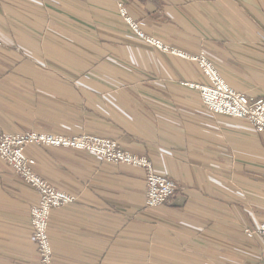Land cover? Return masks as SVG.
Wrapping results in <instances>:
<instances>
[{
	"label": "crops",
	"instance_id": "0c3cea01",
	"mask_svg": "<svg viewBox=\"0 0 264 264\" xmlns=\"http://www.w3.org/2000/svg\"><path fill=\"white\" fill-rule=\"evenodd\" d=\"M112 0H0V127L94 133L177 183L146 205L141 168L86 150L30 146L36 171L77 196L54 208L53 264H264V133L210 112L194 61L136 37ZM144 30L206 50L238 91L264 97V0H127ZM38 192L0 159V264H41Z\"/></svg>",
	"mask_w": 264,
	"mask_h": 264
},
{
	"label": "built area",
	"instance_id": "2783aa9c",
	"mask_svg": "<svg viewBox=\"0 0 264 264\" xmlns=\"http://www.w3.org/2000/svg\"><path fill=\"white\" fill-rule=\"evenodd\" d=\"M117 7L132 32L141 40L157 49L198 64L206 81L186 84L200 93L203 104L210 112L247 120L256 131L264 132V97H255L238 91L228 83L205 51L192 55L171 47L161 38L147 34L141 23L128 13L124 4L118 3ZM30 146L86 150L107 163L143 169L146 175L148 207L169 203L177 191V183L168 176L156 172L150 158L124 150L120 142L113 137L93 133L76 135L39 131L10 133L0 127V159L13 168L39 195V200L31 207V225L41 264H53L54 251L49 233L52 210L72 206L78 199L76 195L58 188L36 171L37 162L27 152ZM245 233L249 237L264 238V221L259 223L256 229L246 228Z\"/></svg>",
	"mask_w": 264,
	"mask_h": 264
},
{
	"label": "rangeland",
	"instance_id": "374dc122",
	"mask_svg": "<svg viewBox=\"0 0 264 264\" xmlns=\"http://www.w3.org/2000/svg\"><path fill=\"white\" fill-rule=\"evenodd\" d=\"M112 2H113V8L116 10V12H117V14H118V16H119V18L123 21V23L125 24V25H127V26H129L128 24H127V22L123 19V17L120 15V13H119V11H118V7H117V4L118 3H122V4H124V6L127 8V10H128V13L130 14V12H129V9H128V7H127V0H112ZM131 15V14H130ZM132 16V15H131ZM133 17V16H132ZM133 19L134 20H136L134 17H133ZM136 21H138V20H136ZM138 22H140V21H138ZM141 23V22H140ZM141 25H142V23H141ZM130 27V26H129ZM142 28H143V26H142ZM131 29V28H130ZM144 29V28H143ZM132 31V30H131ZM146 31V30H145ZM133 33V32H132ZM146 33L147 34H149V35H153V34H150V33H148L147 31H146ZM134 34V33H133ZM135 35V34H134ZM136 37H138L137 35H135ZM153 36H156V35H153ZM156 37H159V36H156ZM139 38V37H138ZM159 38H161V37H159ZM140 39V38H139ZM162 39V38H161ZM141 40V39H140ZM163 41H164V39H162ZM143 41V40H142ZM144 42V41H143ZM165 42V41H164ZM146 43V42H145ZM166 44H168L167 42H165ZM149 45V44H148ZM168 45H170V44H168ZM171 46V45H170ZM171 47H173V46H171ZM174 48H177V47H174ZM178 49H180V48H178ZM160 50V49H159ZM180 50H183V49H180ZM162 51V50H161ZM183 51H185V50H183ZM201 51H205L207 54H208V52L206 51V50H200L197 54H199ZM164 52H166V51H164ZM185 52H187V51H185ZM169 53V52H168ZM187 53H189V52H187ZM189 54H191V53H189ZM192 55H196V54H192ZM208 56H209V54H208ZM183 58V57H182ZM210 58V57H209ZM186 59V58H185ZM211 59V58H210ZM190 61H192V60H190ZM216 65V64H215ZM217 66V65H216ZM218 68V67H217ZM220 71V70H219ZM221 72V71H220ZM221 74L224 76V74L221 72ZM225 77V76H224ZM256 130V129H255ZM26 132H32V131H26ZM258 132V131H257ZM49 133H52V132H49ZM260 133H262V132H260ZM264 133V132H263ZM56 134H60V133H56ZM82 134V133H81ZM94 134V133H93ZM74 135H76V134H74ZM102 136V135H101ZM110 137V136H109ZM116 139V138H115ZM38 147H41V146H38ZM43 147H47V146H43ZM264 150V149H263ZM245 231V230H244ZM249 237V236H248ZM249 238H253V237H249Z\"/></svg>",
	"mask_w": 264,
	"mask_h": 264
}]
</instances>
